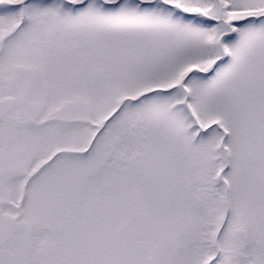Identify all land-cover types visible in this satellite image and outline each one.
Returning a JSON list of instances; mask_svg holds the SVG:
<instances>
[{"label": "snow or ice", "instance_id": "1", "mask_svg": "<svg viewBox=\"0 0 264 264\" xmlns=\"http://www.w3.org/2000/svg\"><path fill=\"white\" fill-rule=\"evenodd\" d=\"M0 264H264V0H0Z\"/></svg>", "mask_w": 264, "mask_h": 264}]
</instances>
